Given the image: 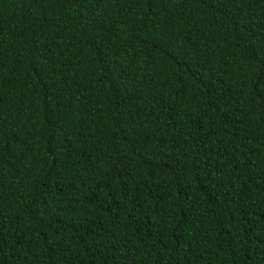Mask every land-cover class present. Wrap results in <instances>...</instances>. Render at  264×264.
I'll return each mask as SVG.
<instances>
[{
  "label": "trees",
  "instance_id": "obj_1",
  "mask_svg": "<svg viewBox=\"0 0 264 264\" xmlns=\"http://www.w3.org/2000/svg\"><path fill=\"white\" fill-rule=\"evenodd\" d=\"M0 264H264V0H0Z\"/></svg>",
  "mask_w": 264,
  "mask_h": 264
}]
</instances>
